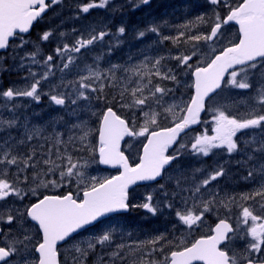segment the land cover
I'll return each instance as SVG.
<instances>
[{
    "label": "snow or ice",
    "instance_id": "snow-or-ice-1",
    "mask_svg": "<svg viewBox=\"0 0 264 264\" xmlns=\"http://www.w3.org/2000/svg\"><path fill=\"white\" fill-rule=\"evenodd\" d=\"M151 4L0 0V264H264V0Z\"/></svg>",
    "mask_w": 264,
    "mask_h": 264
},
{
    "label": "flooded vegetation",
    "instance_id": "flooded-vegetation-1",
    "mask_svg": "<svg viewBox=\"0 0 264 264\" xmlns=\"http://www.w3.org/2000/svg\"><path fill=\"white\" fill-rule=\"evenodd\" d=\"M199 0H184L185 3H197ZM231 31H230V35L236 33L237 28L236 27H230ZM151 218V219H150ZM154 217H150L148 216L143 210H133L132 213L130 215L127 216L126 220L123 219V222H126L128 219H132V224H134V226H138L142 225V227H140V229H143V233H149V232H154L156 230H163L167 224H166V220L164 219V223H159V224H155V219H153ZM162 218H160L159 220H161ZM209 224H213L214 223V218H210L208 221ZM205 231H207V229H205Z\"/></svg>",
    "mask_w": 264,
    "mask_h": 264
},
{
    "label": "rangeland",
    "instance_id": "rangeland-1",
    "mask_svg": "<svg viewBox=\"0 0 264 264\" xmlns=\"http://www.w3.org/2000/svg\"><path fill=\"white\" fill-rule=\"evenodd\" d=\"M175 8H172V4H167L164 8L161 9V11H158L156 13V15H153V16H149V19L146 21V24H148L151 20L153 19H158V18H161V17H164V18H167L171 23L173 24H176V25H179V24H182L184 23L186 20V18L182 17V20L183 22L181 21L180 18H178L179 16L177 14H174V12L172 13L171 11L174 10ZM194 18V16L192 17ZM190 18V19H192ZM126 20V19H125ZM131 47L135 48L137 45L136 43L134 45H130ZM141 47H143V45H140ZM169 48H171V44L168 45ZM127 51V47H125V49L122 51V52H118L114 57L113 59L115 60H119L122 58L124 52ZM185 79H187V77H185ZM190 82V81H189ZM189 89H185V95L188 96L190 95V91H188ZM98 175H111L112 173L110 172H106L104 170H102L100 168V166H98V170H97V173Z\"/></svg>",
    "mask_w": 264,
    "mask_h": 264
},
{
    "label": "trees",
    "instance_id": "trees-1",
    "mask_svg": "<svg viewBox=\"0 0 264 264\" xmlns=\"http://www.w3.org/2000/svg\"><path fill=\"white\" fill-rule=\"evenodd\" d=\"M146 8H142L138 11L137 16H134L132 20L138 24L139 28H143L145 26V21L147 20V17L149 13L151 12L150 10H145ZM98 13L93 12L91 15L88 17V19H92V17L96 16ZM66 27H71V22L66 25ZM132 40V39H131Z\"/></svg>",
    "mask_w": 264,
    "mask_h": 264
},
{
    "label": "water",
    "instance_id": "water-1",
    "mask_svg": "<svg viewBox=\"0 0 264 264\" xmlns=\"http://www.w3.org/2000/svg\"><path fill=\"white\" fill-rule=\"evenodd\" d=\"M202 115H203V114H202ZM197 126H198V125L194 126V128L197 127ZM102 166H103V165H102ZM103 167H105V168H109V167H107V166H103Z\"/></svg>",
    "mask_w": 264,
    "mask_h": 264
}]
</instances>
